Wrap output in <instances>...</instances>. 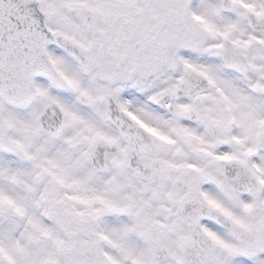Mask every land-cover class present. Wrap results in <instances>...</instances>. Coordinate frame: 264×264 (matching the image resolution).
Returning <instances> with one entry per match:
<instances>
[{"label":"snow or ice","instance_id":"snow-or-ice-1","mask_svg":"<svg viewBox=\"0 0 264 264\" xmlns=\"http://www.w3.org/2000/svg\"><path fill=\"white\" fill-rule=\"evenodd\" d=\"M0 264H264V0H0Z\"/></svg>","mask_w":264,"mask_h":264}]
</instances>
